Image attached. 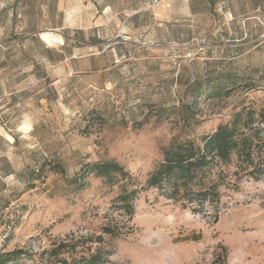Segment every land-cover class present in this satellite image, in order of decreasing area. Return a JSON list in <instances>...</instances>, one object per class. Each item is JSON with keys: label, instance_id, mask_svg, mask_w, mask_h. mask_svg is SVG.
<instances>
[{"label": "rangeland", "instance_id": "rangeland-1", "mask_svg": "<svg viewBox=\"0 0 264 264\" xmlns=\"http://www.w3.org/2000/svg\"><path fill=\"white\" fill-rule=\"evenodd\" d=\"M243 107L264 108V0H0V251L112 226L109 264H264V176L198 211L145 189L132 215L123 181H73L115 159L141 187Z\"/></svg>", "mask_w": 264, "mask_h": 264}, {"label": "trees", "instance_id": "trees-1", "mask_svg": "<svg viewBox=\"0 0 264 264\" xmlns=\"http://www.w3.org/2000/svg\"><path fill=\"white\" fill-rule=\"evenodd\" d=\"M163 154V160L141 187L128 186L140 184L138 178L115 159L87 163L82 175L73 181L79 185L90 173L111 182L123 181L118 200L129 215L134 212V200L139 192L150 188L164 189L173 202L194 211L218 206L222 186L236 189L245 177L260 179L264 176V108L243 107L228 122L204 134L199 143L175 141ZM103 232L113 238L121 235L112 226H106ZM105 235L71 237L55 242L40 252L35 264H109L112 251L103 245ZM25 254L23 249L0 251V264H17Z\"/></svg>", "mask_w": 264, "mask_h": 264}, {"label": "bare ground", "instance_id": "bare-ground-1", "mask_svg": "<svg viewBox=\"0 0 264 264\" xmlns=\"http://www.w3.org/2000/svg\"><path fill=\"white\" fill-rule=\"evenodd\" d=\"M44 37H45L46 39H48V35H47L46 33H45Z\"/></svg>", "mask_w": 264, "mask_h": 264}]
</instances>
